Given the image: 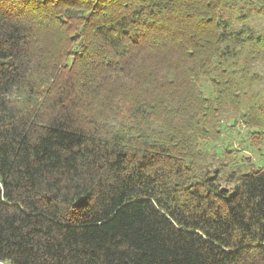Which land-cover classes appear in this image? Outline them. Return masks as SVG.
<instances>
[{"label": "trees", "instance_id": "1", "mask_svg": "<svg viewBox=\"0 0 264 264\" xmlns=\"http://www.w3.org/2000/svg\"><path fill=\"white\" fill-rule=\"evenodd\" d=\"M239 123L262 149L264 0H0V264H264Z\"/></svg>", "mask_w": 264, "mask_h": 264}, {"label": "rangeland", "instance_id": "2", "mask_svg": "<svg viewBox=\"0 0 264 264\" xmlns=\"http://www.w3.org/2000/svg\"><path fill=\"white\" fill-rule=\"evenodd\" d=\"M246 126L239 124L236 125L230 131L223 133L222 139L218 140L215 144H210V147H213L210 150V154H221V158L224 159L225 155L222 154V147L226 144L230 146V149L233 151L231 157L235 158V162L231 165L240 164L241 162L247 163H256L258 166L264 167V147L261 149L256 145H251L246 142L245 132ZM220 157V155H218ZM229 174V169L224 172V179H226Z\"/></svg>", "mask_w": 264, "mask_h": 264}]
</instances>
